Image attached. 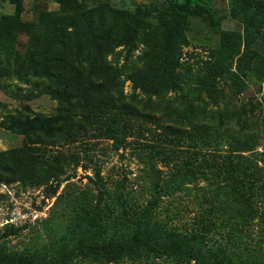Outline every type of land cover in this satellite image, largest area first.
Wrapping results in <instances>:
<instances>
[{"label":"rangeland","instance_id":"1","mask_svg":"<svg viewBox=\"0 0 264 264\" xmlns=\"http://www.w3.org/2000/svg\"><path fill=\"white\" fill-rule=\"evenodd\" d=\"M60 1L68 0H0V14H16L26 21L47 10H58ZM77 2L87 7L106 3L129 11L140 7L148 29L158 25L157 15L162 7L165 9L170 5L188 12V44L183 48L184 65L179 69L182 88L169 91L161 104L148 106L150 109L146 111L156 114V107H169L175 111L173 106H178L182 97L188 100L195 97L187 85H193L197 77L206 72V61L216 57L220 31L232 29L243 34L242 23L230 16L228 0ZM250 20L264 23V11L252 14ZM254 34L252 32L250 48L243 56L244 64H248L249 56L262 47L260 37ZM18 37V58L12 61L15 64L21 62L19 57L23 55L22 44L26 39L23 34ZM142 48L143 43H139L128 61L134 62ZM119 58L121 63L123 59ZM229 66L231 70H237L235 58ZM240 74L236 87L226 84L194 86L200 85L208 110L247 109L248 114L252 110L253 122H250L248 132H256L257 137L249 150H241V144L234 139L237 135L243 136L238 131L246 125L242 121L228 120L231 121L227 130L229 135L209 128L210 124L206 125L207 129L203 126L207 122L198 120L197 124L192 122L197 125L193 129L188 124L177 126L186 129L182 133L158 126L147 117L127 120L101 112L88 115V129L77 130L70 139L44 142L42 136L36 134L46 136L51 133L53 124L28 114L51 113L56 100L44 91L23 90L32 87V79L29 82L0 77V151L6 152L4 159L8 167L0 169V242L9 250L45 249L56 259H62L81 236L102 240L113 232L127 235L139 230L156 239L163 227L189 229L201 205L209 204L202 203V194L206 193L217 208L236 203L241 210L248 211L250 205L257 210L259 214L255 217H240L233 209L226 212L220 209L224 224L214 238L229 242L228 246H232L237 254L244 246L260 248L258 253L262 260L264 236L259 233V228L261 220L264 221V167L260 160L264 158V81L253 71ZM70 81L72 88L78 85L73 74ZM3 83L15 84L20 90L14 85L6 89ZM123 91L131 94L129 79L123 83ZM135 92L138 93V107L143 109L140 98L144 94L139 89ZM168 96L170 100H167ZM212 96L216 102H212ZM208 114L213 116L215 113ZM210 116L198 118L212 120ZM60 117V125L56 126L67 130V118ZM71 151L78 152L79 163L74 167H71L72 163L62 167L58 177L39 182L33 181L28 174L34 165L64 162L63 153ZM250 170L254 171L253 175L246 174ZM21 171L27 174L20 176ZM155 195L158 196L157 203L150 208L155 212H144L143 207ZM235 197L240 200H232ZM243 253L247 254V251L244 249Z\"/></svg>","mask_w":264,"mask_h":264},{"label":"trees","instance_id":"2","mask_svg":"<svg viewBox=\"0 0 264 264\" xmlns=\"http://www.w3.org/2000/svg\"><path fill=\"white\" fill-rule=\"evenodd\" d=\"M63 2H59L58 10H47L26 21L16 14H0V77L29 82L32 79V87L23 90L44 91L56 100L53 112L28 114L53 124L51 133L46 136L38 133L37 137L42 136L44 142L68 140L77 130L88 129V115L101 112L127 120L138 116L147 117L158 126L182 133L186 129L177 126L188 124L193 129L197 126L192 124L193 121L196 124L205 121L207 123H203V126L210 124L209 128L229 135V123L242 121L246 125L238 131L243 136L237 135L234 139L241 144V150L252 149L257 137L256 132H248L251 129L250 122H253L252 110L250 114L247 109L208 110L200 85L226 84L236 87L239 85L240 73L247 71H253L264 81V23L250 20L252 14L264 11V0H228L230 16L242 23L243 34L232 29L220 31L216 57L206 61V72L198 76L193 85H187L195 97L188 100L182 94L178 106H173L175 111L169 107H156L157 114L146 109L154 103L161 104L169 91L182 88V73L179 69L184 65L183 48L188 44V12L170 5L165 9L162 7L157 15L158 25L148 29L144 23V11L140 7L129 11L106 3L87 7L77 0ZM252 32L260 37L262 47L255 55L249 56L248 64H244L243 56L250 48ZM21 34L26 37L22 44L23 57L20 56L21 62L15 64L12 61L18 58V36ZM139 43H143V48L135 55L134 62H129ZM119 57L123 59L121 63ZM234 58L235 71L229 66ZM72 74L78 81L75 88H72L73 82L70 81ZM126 79L132 83L129 95L123 91ZM195 84L200 85L195 87ZM11 85L20 90L15 84L3 83L6 89ZM137 89L144 94L140 98L143 109L138 107ZM214 96L212 102H216ZM170 98L168 96L167 100ZM197 112L207 113L193 115ZM209 112L215 114L210 116ZM60 116L67 118V130L56 126L60 125ZM199 116H210L212 120L199 119ZM5 155V151H0L2 170L8 169ZM79 159L78 152H65L62 156L64 162L61 160L62 163L56 164L48 161L44 166L34 165L28 174L33 181H48L50 177H58L62 167H68L71 163V167L77 165ZM260 160L264 167V158ZM253 173L250 170L246 174ZM19 174L22 176L27 173L21 171ZM95 175H98V170H95ZM202 198V203L209 204L206 207L201 205L189 229L163 227L156 239L139 230L127 235L113 232L109 238L102 240L81 236L62 259H56L45 249L9 250L0 242V264H117L122 261L138 264H264V258L261 260L259 257L260 248L247 249L244 246L237 254L232 246H228L229 242L214 238V234L219 233V228L224 224L220 209L225 212L233 209L240 217H255L259 214L257 210L252 205L248 211L241 210L236 203L217 208L209 195L203 193ZM157 199L155 195L142 210L153 214L155 211L150 208L157 203ZM232 200L240 199L235 197ZM261 222L259 233L264 236V221ZM255 225L259 227L260 224ZM244 249L247 254L243 253Z\"/></svg>","mask_w":264,"mask_h":264}]
</instances>
